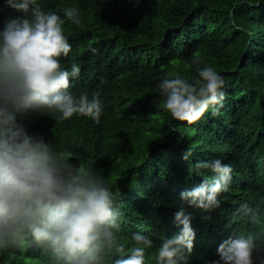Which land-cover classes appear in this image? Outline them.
<instances>
[{"label":"trees","instance_id":"obj_1","mask_svg":"<svg viewBox=\"0 0 264 264\" xmlns=\"http://www.w3.org/2000/svg\"><path fill=\"white\" fill-rule=\"evenodd\" d=\"M43 11L79 10L81 24L66 21L73 50L62 64L81 67L71 91L98 94L101 122L87 117L69 121L59 114L29 111L19 116L30 134H42L73 162L92 166L120 196L122 238L143 232L153 241L151 255L171 235L174 193L203 182L207 170L190 164L221 158L235 165L234 184L264 180V0H38ZM21 15L0 0V28ZM203 66L224 76L226 98L219 114L201 120H176L164 108L157 83L179 74L198 78ZM192 148L190 161L183 157ZM225 220L224 216L220 217ZM217 214L196 216L198 243L188 264H212L223 228ZM253 235V234H252ZM264 242V235L258 239ZM208 258L199 262L197 257ZM257 264L264 252L255 257ZM0 264H55L38 246L0 252ZM149 264H155L150 260Z\"/></svg>","mask_w":264,"mask_h":264},{"label":"clouds","instance_id":"obj_2","mask_svg":"<svg viewBox=\"0 0 264 264\" xmlns=\"http://www.w3.org/2000/svg\"><path fill=\"white\" fill-rule=\"evenodd\" d=\"M5 7L21 15L7 18L0 28V252L35 245L55 264H188L198 243L196 216L208 220L217 214L224 231L213 244L220 259L212 264H257L256 255L264 252V242H258L264 235V180L234 184L235 165L221 158L190 164L192 171L204 175L201 170H207L209 176L174 193L171 235L153 254H148L153 241L143 232L122 238L120 196L113 186L42 134H30L19 119L37 111L59 114L60 121L101 122L99 95L70 90L80 65L62 64L73 50L65 24L80 25L79 10L66 7L62 17L43 11L38 0H5ZM191 63L197 66L194 81L177 74L157 83L164 108L188 123L209 112L218 115L226 98L224 76L212 66L199 67L204 62L198 55ZM193 153L189 148L183 158L190 161ZM253 163L264 162L255 157Z\"/></svg>","mask_w":264,"mask_h":264},{"label":"bare ground","instance_id":"obj_3","mask_svg":"<svg viewBox=\"0 0 264 264\" xmlns=\"http://www.w3.org/2000/svg\"><path fill=\"white\" fill-rule=\"evenodd\" d=\"M264 168V167H263ZM224 221V220H223ZM257 256V255H256Z\"/></svg>","mask_w":264,"mask_h":264}]
</instances>
